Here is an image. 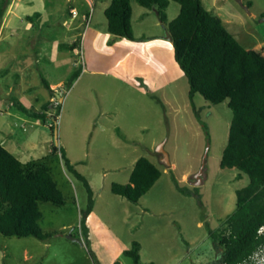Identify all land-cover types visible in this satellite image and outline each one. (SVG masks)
Wrapping results in <instances>:
<instances>
[{
    "label": "rangeland",
    "instance_id": "374dc122",
    "mask_svg": "<svg viewBox=\"0 0 264 264\" xmlns=\"http://www.w3.org/2000/svg\"><path fill=\"white\" fill-rule=\"evenodd\" d=\"M111 1L18 2L17 28L27 30L31 22L34 29L10 39L8 50L18 60L25 55L26 66L20 80H9L26 91L6 86L5 92L10 93L9 99L15 98L14 103L29 105L30 97L41 112L51 95L44 83L62 84L55 88L58 97L46 121L23 123L0 112V131L8 125L22 162H48L66 204L41 203L39 224L52 235L47 241L0 234V264H134L125 255L134 242L141 246L140 264H218L222 258L223 250L215 247L208 226L213 230L222 226L236 208L237 190L250 181L245 174L239 178L237 169L221 168L233 112L227 101L212 104L196 94L194 104L208 126V137L192 107L189 82L176 62L173 45L153 39L165 36L168 23L180 13V4L170 0L168 22L163 24L156 10L131 0L135 39L129 40L108 31L105 10ZM202 2L245 49L264 54V0ZM71 8L79 11L75 20ZM35 13L42 18L29 21L27 16ZM149 38L153 41L147 42ZM61 44L77 47L60 48ZM58 103L61 111L55 122ZM160 144L170 166L157 152ZM53 145L66 152L94 191L95 209L85 228L82 212L88 204L87 191L61 156L52 155ZM142 157L161 170V178L138 203L113 194L112 185L129 183ZM174 178L193 193L198 188L203 206L198 195L179 192ZM253 261L264 264V247Z\"/></svg>",
    "mask_w": 264,
    "mask_h": 264
},
{
    "label": "trees",
    "instance_id": "16d2710c",
    "mask_svg": "<svg viewBox=\"0 0 264 264\" xmlns=\"http://www.w3.org/2000/svg\"><path fill=\"white\" fill-rule=\"evenodd\" d=\"M180 4L179 15L168 23L173 37L175 59L187 77L189 97L196 117L201 121L194 104L196 94H201L212 104L225 101L233 112L228 144L223 152L222 169H237L239 178L249 177V184L237 190L234 211L226 217L220 229L208 226L215 247L222 249L218 264H253V258L264 247V54L245 49L225 27L222 19L207 10L202 0H173ZM144 8L156 10L161 22L166 24V10L170 0H137ZM11 0H0V25ZM40 13L29 16L34 21ZM108 31L118 38L134 40L131 0H112L105 10ZM77 44H61L60 48L75 49ZM81 71L74 75L78 79ZM52 97L55 91L44 83ZM48 101L41 112L27 109L15 100L17 108L27 116L46 121ZM61 104H57L58 115ZM209 137L208 126L201 121ZM52 129L54 126L52 125ZM52 155H60L66 169L80 180L88 194V204L82 212V228L95 206L94 192L88 179L71 163L66 152L53 145ZM161 170L147 158H140L130 176L129 183H114L113 194L138 203L161 178ZM177 189L184 195H198L181 187L174 178ZM66 204L63 192L53 177L45 160L22 163L17 156L0 143V234L6 237L49 240L52 235L41 228L43 218L41 203ZM140 244L134 242L125 255L134 264H140ZM119 264V263H116Z\"/></svg>",
    "mask_w": 264,
    "mask_h": 264
},
{
    "label": "crops",
    "instance_id": "0c3cea01",
    "mask_svg": "<svg viewBox=\"0 0 264 264\" xmlns=\"http://www.w3.org/2000/svg\"><path fill=\"white\" fill-rule=\"evenodd\" d=\"M20 1H22V0H13V3L10 4V6L8 7V10H7L6 15H5L4 19H3V22L0 25V73L2 75L0 77V112L7 114L9 117H13V118H15V119H17L19 121H22L23 123H26L27 119H32V120H36V119L31 118V117L27 116L26 114H24L23 112H21L17 108L15 103L13 102V99H15V98L9 99L10 93L9 92H5V87L6 86L11 88L12 91H15L16 89H20V91L22 93H25V91H26L19 83H16L14 86H12V83L10 81V80L13 79V77H17V80H20L21 76L23 75L22 69L26 66V62L24 60V59H26L25 55H22L23 57H22L21 60L20 59L18 60L16 57L12 56L11 53H10V50H8L9 46H10L9 45L10 39L12 37L21 36V34H20L21 31L22 32H30V31H32L34 29L31 22H29V24L27 25V30H21V29L17 28V26H16L17 25V22H16L17 20L16 19L18 18V14H17V12L15 10H16V7L18 5V2H20ZM28 17L29 16H27V19H28ZM37 18L41 19L42 15L40 17H37ZM29 21H32V20H29ZM76 28L78 29V27H76ZM25 34H27V33H25ZM153 39L160 40V41H166V40H164L163 38H160V37H155ZM153 39L149 38L146 41L147 42H151V41H153ZM166 42H168V44H169L168 46H170V44H172L169 41H166ZM116 43H123V45H125L124 41H118ZM53 49H55V50L58 49V42L57 41L55 42V44L53 46ZM14 61H16L17 63L15 62V64H14L13 63ZM37 62H38V60H37ZM92 73H100V72L99 71H92ZM10 77H11V79H10ZM10 83H11V85H10ZM61 84H62V82H60L59 84H54V85H52V84L49 85L48 84V85L50 86V88L52 90L55 91V88L57 86L61 85ZM130 85L137 89V86L134 83L131 82ZM28 90H31V88H29ZM147 91H148V93H150V90H147ZM55 97H58V95L56 93L54 94V97H52V95H50V100L49 101H53V99ZM24 98H25V96H24ZM28 98L26 100H27V103L29 105L23 104V103H20V104H22L24 107H26L29 110L38 112L37 109L35 108L36 106L33 104L32 101H30L31 98L30 97H28ZM37 100L38 99H36V101ZM60 100L62 101V99H60ZM42 107H43V105H41V108ZM4 129H6V130L5 131H0L1 133H3V135H2V137L0 139V143L8 151H10L12 154L17 156V153H18V151L16 149L17 145L14 143V141L9 136V134H11V133H9L10 130H8L9 127H8L7 124L4 126ZM26 129L27 128H24L25 131H26ZM17 158H18V156H17ZM22 163H27V162H22ZM94 209H95V206H94ZM93 212H94V210H93Z\"/></svg>",
    "mask_w": 264,
    "mask_h": 264
},
{
    "label": "water",
    "instance_id": "95a60500",
    "mask_svg": "<svg viewBox=\"0 0 264 264\" xmlns=\"http://www.w3.org/2000/svg\"><path fill=\"white\" fill-rule=\"evenodd\" d=\"M240 3H242L241 1H240ZM164 40H166V41H169V42H173V37H172V35L170 34V32L168 31V29H166V33H165V36L164 37H162ZM56 136V143H58V138H57V132H56V134H55ZM157 152H159V153H161L162 155H163V157H162V161L164 162V163H166L168 166H170L171 165V163H170V161H169V155H168V153L165 151V149H164V144H160L159 145V147L157 148ZM198 180H199V177H198ZM198 185H197V183L195 184V187H197ZM74 241H77V242H80V243H82L80 240H78V239H74V238H72Z\"/></svg>",
    "mask_w": 264,
    "mask_h": 264
},
{
    "label": "built area",
    "instance_id": "2783aa9c",
    "mask_svg": "<svg viewBox=\"0 0 264 264\" xmlns=\"http://www.w3.org/2000/svg\"><path fill=\"white\" fill-rule=\"evenodd\" d=\"M86 1H88V0H86ZM70 14H71V16H72V19L75 20V19H77L78 16H79V11H77V9H75V8H71V9H70ZM83 18H84V19H88V18H89V20H90V16L87 17L86 15H84ZM263 228H264V227H263Z\"/></svg>",
    "mask_w": 264,
    "mask_h": 264
},
{
    "label": "flooded vegetation",
    "instance_id": "af4514ba",
    "mask_svg": "<svg viewBox=\"0 0 264 264\" xmlns=\"http://www.w3.org/2000/svg\"><path fill=\"white\" fill-rule=\"evenodd\" d=\"M233 211H234V210H233ZM233 211H232V212H233ZM232 212H231V213H232ZM231 213H230V214H231ZM230 214H229V215H230ZM220 228H221V227H219V228H217V229H220ZM220 260H221V259H220Z\"/></svg>",
    "mask_w": 264,
    "mask_h": 264
},
{
    "label": "clouds",
    "instance_id": "9594fccd",
    "mask_svg": "<svg viewBox=\"0 0 264 264\" xmlns=\"http://www.w3.org/2000/svg\"><path fill=\"white\" fill-rule=\"evenodd\" d=\"M263 250V249H262Z\"/></svg>",
    "mask_w": 264,
    "mask_h": 264
}]
</instances>
